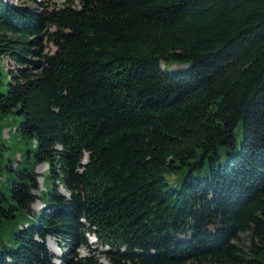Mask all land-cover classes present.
<instances>
[{
	"label": "trees",
	"instance_id": "16d2710c",
	"mask_svg": "<svg viewBox=\"0 0 264 264\" xmlns=\"http://www.w3.org/2000/svg\"><path fill=\"white\" fill-rule=\"evenodd\" d=\"M4 80L0 120L30 149L18 170L0 144V264H264V0H0Z\"/></svg>",
	"mask_w": 264,
	"mask_h": 264
},
{
	"label": "rangeland",
	"instance_id": "374dc122",
	"mask_svg": "<svg viewBox=\"0 0 264 264\" xmlns=\"http://www.w3.org/2000/svg\"><path fill=\"white\" fill-rule=\"evenodd\" d=\"M3 1L11 6L25 7V8H29L34 11H37V12H42L45 10L50 11L54 8H60L68 0H3ZM42 47H43L44 54H53L55 51V48L52 45L48 44V42L45 39L42 43ZM1 66L3 70H8V69L13 70L16 67L15 64L13 62H10L7 58L3 59ZM163 66L169 74H172V73L184 74L188 70L187 65H178L177 62H172V61L166 63ZM3 82H4V86L0 87L1 92H4L6 90L5 84L7 81L4 80ZM6 118H8L9 121L6 122L4 119L0 120V127H4V130L0 132V144L1 145L3 144L5 147H7V150H8L7 154L14 160L15 163L17 162L18 170H23L24 168H28V164L25 162V153L28 149H30V147L25 143V141H20L19 136L14 132V128H11V125H17L19 123L18 119L15 118V120H13V123H11L10 120L14 119V117L8 116ZM234 134H235L237 145L239 147L240 142L242 140L241 124H239L236 127ZM225 153H226L225 149L223 148L218 149L219 163L222 165H224L226 162ZM43 167L44 166L37 167L35 170L36 173L39 174L38 171L39 170L42 171ZM46 169L47 168L45 166V169L42 171L43 173L39 174L40 175L39 190L34 193L36 197H38L40 192H43V191L45 192V190L43 189L42 183H43V176H44L43 174L45 173ZM193 173L196 178H205L208 174L207 163L205 164L204 169H199L198 172L195 170L193 171ZM184 174H185L184 172L178 171L174 174L166 176L165 179L169 187L173 189H178L183 180ZM13 178H14V173L12 172L3 173V177L0 180V189L3 192V194H8L7 180L10 181ZM45 187L48 190L51 189V185L48 182L46 183ZM42 208H43V205L38 199H36V201L31 207V214H37ZM23 222L37 223L35 219H32V218L29 219V217L26 214L19 215L17 217V223L19 225H22ZM5 229L6 230H1V233H2V238H3V244L7 245L9 243L8 239L10 236L9 234L10 226L7 225ZM88 241H89V237H88ZM94 242H95L94 240H90V243H94ZM46 245H47L49 252L55 257V260H54L55 263L56 262L59 263L57 259L62 256L63 249L65 248V246L57 245L56 241L51 237L47 240ZM91 248H97L98 251L101 250V247L96 246L95 244H91ZM77 253L79 257H85L88 255L87 249L85 248H79L77 250ZM98 264H109V263L102 256L98 255Z\"/></svg>",
	"mask_w": 264,
	"mask_h": 264
},
{
	"label": "bare ground",
	"instance_id": "6f19581e",
	"mask_svg": "<svg viewBox=\"0 0 264 264\" xmlns=\"http://www.w3.org/2000/svg\"><path fill=\"white\" fill-rule=\"evenodd\" d=\"M44 169H45V166L43 167L42 171H43ZM42 171L39 170L38 173H39V174H42V173H43ZM93 240H94V238H93ZM56 243H57V242H56Z\"/></svg>",
	"mask_w": 264,
	"mask_h": 264
},
{
	"label": "water",
	"instance_id": "95a60500",
	"mask_svg": "<svg viewBox=\"0 0 264 264\" xmlns=\"http://www.w3.org/2000/svg\"><path fill=\"white\" fill-rule=\"evenodd\" d=\"M84 163H86V160L84 161ZM40 166H46V168H47V165L46 164H42V165H40ZM39 167V166H38ZM62 193H63V191H62ZM64 194V193H63Z\"/></svg>",
	"mask_w": 264,
	"mask_h": 264
}]
</instances>
